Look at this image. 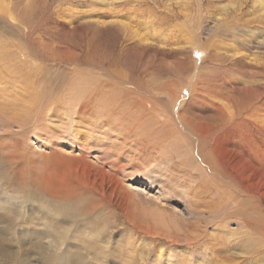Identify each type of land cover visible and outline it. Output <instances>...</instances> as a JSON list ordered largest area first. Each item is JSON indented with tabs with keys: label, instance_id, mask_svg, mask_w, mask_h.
Masks as SVG:
<instances>
[{
	"label": "rangeland",
	"instance_id": "374dc122",
	"mask_svg": "<svg viewBox=\"0 0 264 264\" xmlns=\"http://www.w3.org/2000/svg\"><path fill=\"white\" fill-rule=\"evenodd\" d=\"M103 1H107L106 4ZM128 1L0 0L2 150L15 151L19 148L25 152L26 157L29 151H33L37 156L33 157L35 165L41 164L47 159V154L55 151L63 150L82 157L81 148L72 145L76 133H73L76 125L72 118L83 116L86 112L89 114L87 104L92 99L90 91L106 84L108 90L113 92L111 97L115 98L116 94L128 87L134 93L131 96L122 94L127 103L132 106L134 101L137 107L154 106L159 112L162 108L172 106L169 101L161 100L167 98L164 89L169 83L173 82L175 87L183 88L181 99L188 95L189 87L186 85L189 83H186L193 78L191 74L200 64L188 69L184 62H177V51L171 52L165 60L174 62L172 68L164 64L160 54L151 58L138 51L123 52L121 58L125 63L111 66V71H105L103 66L108 65L104 61L106 57L112 59L120 49L123 50L126 43L124 39H128L131 32H134L135 37V33L153 35L161 30L178 33L182 26L190 22L183 24L185 12L191 16L193 11H198L197 0H164L166 6L170 4L171 7H168L174 12L184 13L182 17L174 18L177 23L172 19L168 27L156 23L150 13L135 11V6H148V0ZM232 1L221 0L219 3L214 0L213 3L218 7H232ZM150 12L155 15L159 13L156 8ZM93 17L106 24L114 22L116 27L119 26L120 35L88 30L89 26L84 27V23ZM122 24L130 25V32L125 31ZM82 25L81 30L72 31L73 27ZM203 55L202 50H195L193 57L201 62ZM210 67H199L200 74L208 72ZM117 70L123 78L116 76ZM235 74L237 72L229 73L230 76ZM238 77L246 84H251L252 77ZM193 92L190 91V94ZM206 108L208 112L211 111L210 107ZM189 111L187 108L182 109L183 117L177 123L178 128L176 124L168 122L176 133L174 137L178 136L181 152L164 146L156 148L149 139L143 138L144 142H140L138 136L128 132L123 135H126L123 137L126 143L124 146L128 148L123 157L117 159L110 149L116 138L115 133L109 134L108 139L104 138L103 151L92 149L91 154H88L96 163L94 177L98 180L95 182L96 190H90L92 194L87 196H91V200L98 203L100 209L91 215L94 218L86 242L96 241L94 250L99 253L104 251V247L115 253L116 259L108 264H264V214L261 215V205L246 198L239 191L240 187L225 184L204 169L195 138L186 131L189 127L187 121L195 125L203 119L193 112L191 115ZM79 123L82 125L86 122ZM81 129L80 132L85 133L87 128L82 126ZM217 129L218 126H213L210 134H216ZM105 154L110 156L104 157ZM96 158L100 161H96ZM112 160L113 166L110 165ZM228 172L231 173V170ZM5 174L21 182V177L14 171L0 173V179ZM111 178H117L120 185L111 184ZM24 183L32 185L26 181ZM242 186L251 191L262 189L256 185ZM0 193L3 195L0 198L3 204H7L10 199L18 200L20 195L18 187L11 192ZM28 208L26 215L29 213ZM10 211L0 209L2 214L12 215ZM86 212L81 208L79 216L86 215ZM31 215L34 217V214ZM37 218L30 221L27 230L36 227ZM0 226H3L0 228V244L4 248L10 233L14 236L0 264H15L13 259L19 260L21 257L30 260L27 264H57L46 261V253L34 246L33 235L26 237L22 233L13 232L6 228L7 223H0ZM80 231L70 238L78 239ZM25 261L22 264H26ZM60 264L67 263L63 261Z\"/></svg>",
	"mask_w": 264,
	"mask_h": 264
},
{
	"label": "bare ground",
	"instance_id": "6f19581e",
	"mask_svg": "<svg viewBox=\"0 0 264 264\" xmlns=\"http://www.w3.org/2000/svg\"><path fill=\"white\" fill-rule=\"evenodd\" d=\"M213 1L197 0L199 8L198 11H193L192 17L186 12L185 14L174 12L172 8L168 7L170 4L166 6L164 0H148V6H135V11H141L140 13L143 14L150 13L153 20L161 26L168 27L167 24L172 19L183 14L185 17L183 24L186 21L190 22L182 26L178 33L171 32L173 30H161L153 35L135 33V37L134 32H131L128 36L129 40L124 39L126 43L123 50L120 49L112 59L108 57L104 59L108 65L103 66V68L107 72L111 71V66H120L125 63L123 62L124 59L121 58L123 52L132 53L135 51L142 52V55L147 54L151 58L160 54V59L164 61L171 52L177 51V62H184L188 69L199 64L200 68L203 65L211 66L208 72L201 73L203 75L202 80L199 67L195 69L191 74L193 78L186 83H189L186 85L189 87V93L182 99L183 88L175 87L173 82L168 84L167 88L164 89L167 98L161 100H163L162 102L169 101L171 107L162 108L159 112L158 108L154 106L137 107L134 101H132L131 106L122 98V94L131 96L134 93L133 90L128 87H121L124 90H121L114 98L111 97L113 95L112 90H108L106 84V86H100L90 91L92 99L87 104L89 114L86 112L83 113V116L71 117L72 122L76 125L75 128L73 127V133H76L72 145L81 148L82 157L63 152V150L55 151L45 154L48 156L47 159H44L42 163L40 162L41 164L35 165L33 157L35 158L36 153L33 151H29L26 157L25 152L19 148L15 151H6L0 148V173L14 171L18 173V177H21V182L13 180L8 174L3 175L0 179V192H11L18 187L20 193L18 200L10 199L7 204L1 203L0 200V209L13 212L12 215L0 212V223H7V229L22 233L26 237L33 235L34 246L46 253L44 257L47 262L108 264V262L116 259V254L111 253L107 247H104V251L99 253L94 250V247L97 246L96 241L86 242V236L91 229L90 223L94 218L91 215L95 214L99 208V204L91 200V196H87L89 193L92 194L90 190L96 188L95 182L98 180L97 177H94V169L97 168L96 163H93L88 154H91L92 149L103 148L105 145L104 138L108 139L109 134L115 133L116 138L113 137L115 139L113 140L114 143L110 144V149L117 159L123 157L128 149L124 146L126 143L123 137L126 135H123L128 132H133L135 136H138L140 142L149 139L156 145V148L164 146L181 152L178 136L174 137L175 132L169 127L168 122L176 124L175 127L178 128L177 123L183 117L182 109L184 108L203 119L195 125H190V122L187 121L189 127L186 128V131L195 138L198 154L200 157L202 155L201 161L204 169L212 173L221 182L240 187L239 191L246 198L261 205V215L264 214V81L262 80L264 76V0H233L232 7H218ZM217 1L220 3L221 0ZM106 2L104 3L106 4ZM154 5L155 7H153ZM152 8H156L159 13L157 15L151 13ZM109 19L111 18L109 17ZM86 22L88 23H84V27L89 26L88 30L120 35L119 26L116 27L114 22L106 24L103 20L94 17L88 18ZM175 22L177 23L176 20ZM130 25H123L125 31L130 32L128 30ZM82 28L83 25L76 26L72 28V31ZM202 36L206 40H203ZM167 47L170 49L167 50ZM195 50L204 52L201 62L193 57ZM164 64L172 68L174 62L165 61ZM230 72H237V74L230 76ZM239 75L252 77L251 84H246L247 82L238 77ZM116 76L123 78L118 70ZM190 91L194 92L190 94ZM207 106L210 107L211 111L208 112ZM78 118L79 121L86 123L81 125L79 121L77 122ZM82 126L87 128L85 133L80 132ZM213 126H218L216 134H210ZM81 131L83 130L81 129ZM137 154L139 153L137 152ZM79 155L81 156V154ZM109 156L105 154L104 157ZM206 160L208 161L207 164H205ZM96 161L100 160L97 159ZM110 165H114L113 160ZM101 170L104 169L101 168ZM230 170L231 173L228 172ZM101 177L104 176L101 175ZM195 177L192 178L195 180ZM25 181L32 183V185L25 184ZM110 181L111 184L120 185L117 178H111ZM244 184L261 186L262 189L251 191V189L244 188L242 186ZM1 197L3 195L0 193ZM26 208L29 209L27 215ZM81 208L87 210L86 215L82 217L79 216ZM66 211L69 213L62 214ZM31 214H34V217ZM35 218L38 219L36 227L27 230L30 221ZM88 219L91 220L88 221ZM2 227L0 226V228ZM79 231L78 239L70 238L77 235ZM1 233L3 234V231ZM10 234L6 248L0 244V259L2 260L6 249L11 246V239H14L12 233ZM69 234L71 235L67 239ZM93 234H97V232H93ZM73 240H78V242ZM108 244L109 242H107V246ZM24 260H26V264L27 262L30 263V260L28 261L25 257H21L19 260L13 259L14 262L21 264Z\"/></svg>",
	"mask_w": 264,
	"mask_h": 264
}]
</instances>
